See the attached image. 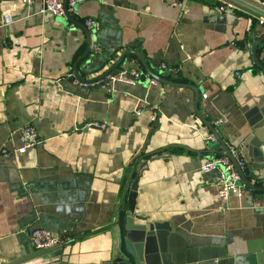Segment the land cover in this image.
<instances>
[{
  "label": "crops",
  "instance_id": "obj_1",
  "mask_svg": "<svg viewBox=\"0 0 264 264\" xmlns=\"http://www.w3.org/2000/svg\"><path fill=\"white\" fill-rule=\"evenodd\" d=\"M41 1L0 0V261L36 252L31 232L44 228L64 242L17 264H123L120 230L141 264H264V191L222 199L216 171L202 172L221 147L206 139L192 88L150 84L134 54L116 69L142 71L135 83L91 88L68 79L91 18L101 51L90 49L80 74L94 77L137 51L156 74L198 90L200 115L244 143V167L264 187V71L251 53L262 17L219 11L223 0H77L69 20L41 11ZM257 55L264 60V40ZM28 124L41 142L18 152L16 130Z\"/></svg>",
  "mask_w": 264,
  "mask_h": 264
},
{
  "label": "water",
  "instance_id": "obj_2",
  "mask_svg": "<svg viewBox=\"0 0 264 264\" xmlns=\"http://www.w3.org/2000/svg\"><path fill=\"white\" fill-rule=\"evenodd\" d=\"M233 1L234 3H236L237 5L241 6L244 9H247L261 17L264 18V8L261 7L258 4L253 3L252 1L249 0H230ZM66 3L67 0H64V11H65V17L69 20H73V17L71 15V13H69L66 9ZM82 29L84 30L86 37H87V47L85 49V51L74 61L73 66H72V74L69 76V80H78L82 85H84L85 87H100V86H105L107 87L108 85H104L105 83H108L112 80V77H115L118 74V70L116 69L118 66H120V64L122 63L123 59L125 58L126 61H128V57H125L126 55H130V54H134L135 56H137V58L139 59L141 65L143 66V68L145 69V71L147 72V74H149L151 77L155 78L157 81L162 82V83H166L169 85H174V86H178V87H189L192 88L194 90L195 93V99H194V106H195V111L196 114L198 115V117L203 121V123L205 124V126L208 128V130L210 131V133L214 136L215 141H213V144H218L221 149L218 150L217 152L220 155L226 156L228 157L235 165V168L237 170V172L240 175V182L243 183L244 186V190L247 189H251L253 191H264V187H260L255 185L254 183L251 182V180L253 181H258L259 178L256 177L254 175V177H249L250 175V171L246 168V167H240L237 163V160H243L245 161V156H246V149L244 147V143H240L239 141H235L233 139H228L225 138L220 132H219V128L218 126H214L213 124H211L209 121L205 120L200 113L198 112V108H197V101H198V97H199V92L198 90L193 87L190 84H186V83H178L175 81H171L168 80L158 74H156L155 72H153L150 67L148 66V64L146 63L145 59L142 57V55H140L137 51L134 50H125L123 51L119 57L105 70H103L100 74L91 77V78H86L84 77L82 74H80L79 69H78V64L81 60H83L88 53L90 52V46H91V36H90V31L87 29V27L85 26H81ZM264 40V33L257 39L255 40L252 45H251V53H252V58L254 60V63L256 64L257 67H259L262 71H264V60L259 59L258 55H257V48L260 45V43ZM247 147V146H246ZM232 149L234 150H238L240 152V154L235 155L232 151ZM147 157V154L144 155H140L139 157H137L134 161V163L132 164V168H131V172L128 178V182L132 179V182L130 184V190L131 189H136L137 187V182L138 179L140 177V172L146 168V161H141V159ZM140 162V163H139ZM127 186L124 189L123 192V197L126 195L127 193ZM120 215H118V220ZM116 221L114 223V225L119 226L120 222ZM120 232V236L122 234V236L120 237V245L118 247V251L120 253V255L118 256V258L116 259V261L122 262L123 264H141L138 256L136 255V251L134 248V245L132 244V242L127 238V232L126 230H121ZM121 243H123L124 249L122 248ZM60 245H56L54 247H50V248H45L42 250H38L34 253H31L25 257H22L20 259H18L15 263L12 264H17V263H21L27 260H30L32 258L35 257H39L41 255H44L50 251H53L57 248H59Z\"/></svg>",
  "mask_w": 264,
  "mask_h": 264
},
{
  "label": "built area",
  "instance_id": "obj_3",
  "mask_svg": "<svg viewBox=\"0 0 264 264\" xmlns=\"http://www.w3.org/2000/svg\"><path fill=\"white\" fill-rule=\"evenodd\" d=\"M24 1L28 3L31 2V0ZM76 2L77 0H67L66 9L69 13H72ZM241 8V6L230 0H223L217 4V9L219 11L233 13L239 11ZM41 11L48 12L53 16L65 17L64 0H42ZM259 23L264 24L263 17L259 20ZM85 25L88 29H93L96 27V22L91 18H87L85 20ZM90 49L93 51V53H99L101 51L100 47L93 42H91ZM158 66L162 71H166L173 75H178L180 71L179 67L169 66L165 62H160ZM141 75L142 71L132 69L125 70L122 73L117 74L115 77H112V79H118L127 83H135L140 79ZM149 83L155 84L157 83V80L153 77H149ZM140 112V109H136L135 111L137 115L140 114ZM223 122L224 120L222 118L215 120V124H221ZM90 125L103 126L100 123H89L86 126ZM16 133L20 141V146L16 149L18 152H25L27 149L34 147L41 142L37 130L31 124L19 127L16 130ZM206 139L210 142L215 141V138L211 133L206 137ZM237 163L242 168L245 165L243 160H237ZM200 168L202 172L216 171L217 191L222 199H227L230 194H236L238 196L242 195L245 185L240 182V175L237 172L234 163L228 157L223 155L207 157ZM31 242L33 247L38 251L45 248L54 247L56 245H61L64 242V238L59 233L53 232L51 230L37 228L31 232ZM0 264L6 263L0 261Z\"/></svg>",
  "mask_w": 264,
  "mask_h": 264
}]
</instances>
